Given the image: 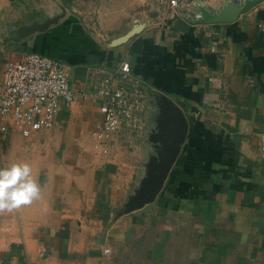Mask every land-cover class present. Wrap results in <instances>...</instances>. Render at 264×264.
<instances>
[{"label": "crops", "instance_id": "crops-1", "mask_svg": "<svg viewBox=\"0 0 264 264\" xmlns=\"http://www.w3.org/2000/svg\"><path fill=\"white\" fill-rule=\"evenodd\" d=\"M227 1L0 0V81L37 53L63 62L75 91L53 128L0 129V168L28 163L42 197L0 212V264H264V0L198 21ZM121 61L166 112L98 140L90 95Z\"/></svg>", "mask_w": 264, "mask_h": 264}, {"label": "built area", "instance_id": "built-area-1", "mask_svg": "<svg viewBox=\"0 0 264 264\" xmlns=\"http://www.w3.org/2000/svg\"><path fill=\"white\" fill-rule=\"evenodd\" d=\"M187 1L169 0V6L177 10ZM90 96L101 101L102 118L95 133L98 140L106 133L121 130L142 132L150 125L149 112L163 114L166 110L162 96H155L146 83L132 78L128 61H121ZM74 99L75 91L63 62L37 53L9 62L0 81L1 132L19 128L24 137H30L34 132L47 131L53 128L61 104H70ZM94 149L107 153L101 142Z\"/></svg>", "mask_w": 264, "mask_h": 264}, {"label": "clouds", "instance_id": "clouds-1", "mask_svg": "<svg viewBox=\"0 0 264 264\" xmlns=\"http://www.w3.org/2000/svg\"><path fill=\"white\" fill-rule=\"evenodd\" d=\"M40 199L41 189L28 163L0 168V212H11Z\"/></svg>", "mask_w": 264, "mask_h": 264}, {"label": "water", "instance_id": "water-1", "mask_svg": "<svg viewBox=\"0 0 264 264\" xmlns=\"http://www.w3.org/2000/svg\"><path fill=\"white\" fill-rule=\"evenodd\" d=\"M262 0H228L218 11L210 12L205 7H198L199 18L198 21L202 23H229L239 18L242 13H246L252 7L260 3ZM131 36V32L125 36L119 38L117 42H123ZM182 122V123H181ZM176 124V132L173 133V137L176 138L177 144L175 147H168L167 149V160L164 164L162 172L156 181V184L150 191V199H152L159 191L164 178L166 177L172 163L175 159L176 152L179 144L183 141L186 132V124L184 121Z\"/></svg>", "mask_w": 264, "mask_h": 264}]
</instances>
